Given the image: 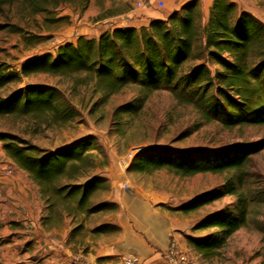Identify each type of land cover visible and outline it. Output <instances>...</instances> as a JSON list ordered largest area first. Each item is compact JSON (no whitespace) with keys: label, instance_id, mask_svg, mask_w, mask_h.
<instances>
[{"label":"trees","instance_id":"1","mask_svg":"<svg viewBox=\"0 0 264 264\" xmlns=\"http://www.w3.org/2000/svg\"><path fill=\"white\" fill-rule=\"evenodd\" d=\"M17 1L0 0V16ZM62 3L84 12L90 0H22V9L31 15H50ZM8 27L12 26L0 23V31ZM8 71L9 66L0 63V91L21 76L78 77L93 81L107 96L130 86L140 87L144 98L124 104L120 110L135 113L148 94L165 90L178 104L191 106L204 123L218 122L227 129L264 126V23L232 0H212L207 14L199 0H191L146 25L116 27L97 37H80L76 43L60 45L55 56L46 53L31 57L22 64L21 75ZM0 116L64 126L74 120L75 111L57 88L27 84L7 96L0 93ZM0 140L6 156L39 187L50 211L86 215L97 210L92 200L98 192L108 190L109 184L99 177L72 182L94 166L91 138L55 150L9 133H1ZM263 149L264 140L218 148H150L137 156L131 168L140 173L165 170L181 177L234 172L219 189L182 208L189 213L227 195L235 197L232 206L206 216L193 227L213 230L211 233L202 238L186 237L189 247L201 258L210 259L248 225L249 201L238 189L245 182V168ZM76 229L71 231V238Z\"/></svg>","mask_w":264,"mask_h":264},{"label":"rangeland","instance_id":"2","mask_svg":"<svg viewBox=\"0 0 264 264\" xmlns=\"http://www.w3.org/2000/svg\"><path fill=\"white\" fill-rule=\"evenodd\" d=\"M234 1L240 9L252 13L264 23V0ZM90 4L91 11L92 7L100 8L97 16L105 15L109 10L121 11L132 6L130 0H90ZM160 8L161 15L166 17V9ZM84 13L72 4L62 3L52 9L50 15H31L22 9V0H18L0 16V23L12 26L0 31V63L9 66L8 72L21 75L22 64L27 59L46 53L55 56L60 45L76 43L78 38H90L89 35L97 37V33L103 30L101 25H97V31L92 30L95 20L84 18ZM45 18H49L48 21ZM16 28L21 31H12ZM27 84H46L57 88L63 100L74 109V120L64 126H47L30 118L0 116V134L17 135L47 150L91 138L90 152L94 166L72 182L85 183L91 177H99L109 184L108 190L94 196L92 204L98 208L93 213L68 215L64 211H50L47 207L48 218L55 223L61 221L63 214L67 215L71 221L70 233L77 228L73 237L85 244L89 238L121 231L119 220L129 216L124 204L125 193L158 203L176 215L179 236L183 241L187 242V236H207L213 230H193L195 224L216 211L232 206L235 197L227 195L189 213L182 208L202 194L219 189L227 178L234 176V172L203 173L190 177L176 176L165 170L140 173L131 168L133 162L142 151L150 148H218L236 142L260 144L264 140V126L227 129L218 122L204 123L191 106L178 104L165 90L148 94L143 107L135 113L120 110V106L142 98L140 87L130 86L107 96L98 90L93 81H82L78 77L48 74L21 76L19 81L11 82L0 93L7 96ZM2 145L0 140V161L5 160ZM244 177L245 182L238 190L249 201L248 225L232 235L216 256L233 259L238 264H264V149L252 157ZM100 226L103 228L98 231ZM116 227L119 229H112ZM2 244L0 242V248Z\"/></svg>","mask_w":264,"mask_h":264},{"label":"crops","instance_id":"3","mask_svg":"<svg viewBox=\"0 0 264 264\" xmlns=\"http://www.w3.org/2000/svg\"><path fill=\"white\" fill-rule=\"evenodd\" d=\"M130 1L131 7L109 10L100 19H97L100 8L92 7L91 11L90 4L83 17L95 20L92 25L95 29L91 28L94 31L97 25H101V32L116 27H140L152 19L163 18L160 7L169 14L191 0ZM199 1L207 14L212 0ZM3 155L5 160L0 161V242H3L0 264H116L126 256L134 257L139 264H169V251L173 248L195 256L199 264H238V261L218 256L201 258L179 236L176 215L158 203L126 193L124 204L129 216L119 220V233L89 238L87 244L71 238L69 217L63 214L59 223L50 220L39 187L5 153Z\"/></svg>","mask_w":264,"mask_h":264},{"label":"built area","instance_id":"4","mask_svg":"<svg viewBox=\"0 0 264 264\" xmlns=\"http://www.w3.org/2000/svg\"><path fill=\"white\" fill-rule=\"evenodd\" d=\"M162 5V4H160ZM10 172V170L8 171ZM116 264H139L137 259L131 256L123 257ZM169 264H199L195 256L180 252L173 248L169 251Z\"/></svg>","mask_w":264,"mask_h":264}]
</instances>
